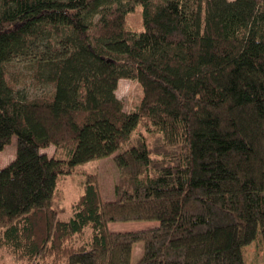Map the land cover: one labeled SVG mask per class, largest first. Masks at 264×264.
Segmentation results:
<instances>
[{
  "label": "trees",
  "instance_id": "trees-1",
  "mask_svg": "<svg viewBox=\"0 0 264 264\" xmlns=\"http://www.w3.org/2000/svg\"><path fill=\"white\" fill-rule=\"evenodd\" d=\"M138 5L139 32L125 22ZM16 59L47 91L14 88ZM120 79L142 89L133 112ZM13 137L12 264H131L137 243L135 264H245L258 232L264 257V0H0V152ZM117 151L113 201L90 175L69 213L52 208L58 176ZM129 221L158 224L108 229Z\"/></svg>",
  "mask_w": 264,
  "mask_h": 264
},
{
  "label": "rangeland",
  "instance_id": "rangeland-1",
  "mask_svg": "<svg viewBox=\"0 0 264 264\" xmlns=\"http://www.w3.org/2000/svg\"><path fill=\"white\" fill-rule=\"evenodd\" d=\"M127 29L132 31H141L142 16L141 6L135 7L134 11L128 13L125 17ZM25 63L21 60H14L8 66V71L11 80L14 82V88L20 90L23 95L32 98L41 95L47 91L44 84H36L30 79V74L25 69ZM115 96L119 99L123 106V111L133 112L140 105L142 99V89L136 80L120 79L117 82ZM142 128H138L131 136V140L123 144L122 149L127 148L137 135L141 134ZM143 132V131H142ZM150 144V149H155V138ZM125 145V147H124ZM121 149V150H122ZM16 151L15 138L11 139V143L4 147L0 152V168L6 166L14 159ZM41 153L46 154L48 157L53 155L63 158L58 153L55 154L56 148L54 145H49L47 148L41 149ZM120 153L115 152L110 157L92 160L83 164H78L73 168L72 173L58 176L56 180L54 194L52 196L51 206L55 210H64L69 213L70 206L77 201L78 197L82 194L83 185L87 176L94 175L98 183L100 195L104 201H113L115 199L114 188L120 182V171L113 164L112 158L114 155ZM68 217V214L65 215ZM158 223L156 221H129L110 223L108 229L111 232H129L137 230H145L155 227ZM245 255V264H263L264 257L262 252V239L258 232L255 240L251 243L249 248L242 250ZM141 244L133 245L131 264H135L141 255ZM11 255L0 248V264H12Z\"/></svg>",
  "mask_w": 264,
  "mask_h": 264
},
{
  "label": "crops",
  "instance_id": "crops-1",
  "mask_svg": "<svg viewBox=\"0 0 264 264\" xmlns=\"http://www.w3.org/2000/svg\"><path fill=\"white\" fill-rule=\"evenodd\" d=\"M2 168V167H1Z\"/></svg>",
  "mask_w": 264,
  "mask_h": 264
}]
</instances>
